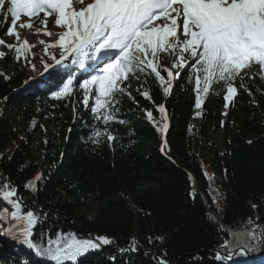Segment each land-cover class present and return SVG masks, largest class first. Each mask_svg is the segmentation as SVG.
Here are the masks:
<instances>
[{
  "label": "trees",
  "instance_id": "trees-1",
  "mask_svg": "<svg viewBox=\"0 0 264 264\" xmlns=\"http://www.w3.org/2000/svg\"><path fill=\"white\" fill-rule=\"evenodd\" d=\"M0 60L6 68L0 73L9 77L0 76V176L17 186L26 205L47 214L34 229V241L44 243L41 233L54 238L57 232H72L107 235L125 247L134 237L140 250L117 264H156V252H166L169 264H224L214 255L226 253L222 245L233 239L230 233L250 228L249 218L264 226V83L259 79L249 82L252 98L241 90L227 110L222 96H210L200 117L194 115L193 86L187 81L177 82L165 97L158 82L142 78L141 91L148 90L151 100L136 93L141 82L133 81L135 100L124 97L117 113L126 123L109 126L118 139L94 144L93 128L104 126L77 101L78 90L71 99L55 100L47 80L24 84L25 63L12 54ZM161 104L169 117L166 134L145 114L153 111L159 124ZM221 132L222 149L215 142ZM164 139L167 147L161 152ZM38 173L44 179L32 193L23 184ZM12 210L0 200V211ZM150 236L165 239L149 245ZM0 241L10 245L0 256L3 264H54L26 246ZM110 255L119 256L115 246L89 252L79 264H111ZM236 264H264V249L237 257Z\"/></svg>",
  "mask_w": 264,
  "mask_h": 264
},
{
  "label": "snow or ice",
  "instance_id": "snow-or-ice-1",
  "mask_svg": "<svg viewBox=\"0 0 264 264\" xmlns=\"http://www.w3.org/2000/svg\"><path fill=\"white\" fill-rule=\"evenodd\" d=\"M0 12L5 15L0 37H14L15 41L7 43L0 38V59L12 54L17 63L30 66L36 76L47 73L49 80L43 82L55 100L71 99L78 90L77 101L104 126L97 124L93 128L90 139L94 144L106 139L111 145L118 139L109 126L126 123L117 113L124 97L135 100L133 81L141 82L143 78L146 82L151 77L165 97L173 93L177 82L187 81L193 86L196 117L202 115L210 96H222L227 110L241 90L250 98L254 96L249 82L254 85L259 79L264 83V0H0ZM50 19L58 31L49 30ZM30 29L50 38L38 40L43 46L38 57L43 72L32 62L36 43L22 37V31ZM0 76L9 79L4 73ZM33 82L41 83L30 74L24 84ZM142 87L141 82L136 93L151 100L150 92L141 91ZM251 103L255 105L257 101L253 98ZM72 109L75 117V104ZM156 111L161 116L159 124L151 110H146V118L158 131L167 133L165 106L158 105ZM36 125L33 119L32 126ZM166 147L164 139L160 151L164 152ZM43 179V174L38 173L23 187L36 193L38 182ZM190 195L195 198L197 193ZM0 200L6 208L14 209L10 213L0 211V238L26 246L54 264H79L82 256L105 246L116 247L119 256L110 255L109 260L117 264L120 257L140 250L134 237L125 247L107 235L85 237L72 232H57L54 238H45L41 233L44 243L34 241V229L47 214L26 205L17 186L3 176ZM251 207L257 209L258 205L253 203ZM209 218L216 220L211 214ZM247 223L250 228L242 233L232 232L233 239L224 240L222 247L226 253L217 251L216 261L236 264L237 257L264 249V226L252 218ZM164 239L147 238L149 245ZM166 255L156 252L152 258L156 264H169Z\"/></svg>",
  "mask_w": 264,
  "mask_h": 264
},
{
  "label": "rangeland",
  "instance_id": "rangeland-1",
  "mask_svg": "<svg viewBox=\"0 0 264 264\" xmlns=\"http://www.w3.org/2000/svg\"><path fill=\"white\" fill-rule=\"evenodd\" d=\"M4 22H5V15H4V13L0 12V27H2V26L4 25ZM52 26H54V25H53L52 20L50 19V20H49V30H51V31H53V32H56V30L52 29ZM57 31H58V30H57ZM28 32L30 33L31 36L26 35ZM27 33H26V32H24V34L22 33V37H27V38L29 39L30 43H36V48L33 50V51H35V53H36V57H33V58H32V62L35 63V64L37 65V70H38V71L43 72V66H42V64L40 63L39 59H38V57L42 55V48H43V46L38 44V40H39V39H45V40H47V36H45L43 33H40L39 35H36V34H34V30H32V29H30V31L28 30ZM0 38H4V39L7 41V43H14V42H15V41H14V37L3 36V37H0ZM0 50H3V46H0ZM5 70H6L5 65H4V63L1 62V60H0V71H5ZM12 71H13V70H9V72H12ZM23 73L25 74L27 80L29 79V75H30V74H31L35 79H37V80H48V79H49V78H48L49 75H48L47 73H45V74L43 75V77H38V76H36V72H34V71L31 69V67L28 66L27 64H25V67H24ZM47 78H48V79H47ZM1 113H2V111L0 110V116H1ZM224 141H225V136H224V134L221 132V133H219V134L216 136V138H215V142H216L217 146H218L220 149L223 148ZM0 242H1V246H2V248H1V250H0V256H2V254H3L4 252H6V251L9 250V246H10V245L7 244V243H4V242H2V241H0ZM0 264H3L2 261H0Z\"/></svg>",
  "mask_w": 264,
  "mask_h": 264
},
{
  "label": "bare ground",
  "instance_id": "bare-ground-1",
  "mask_svg": "<svg viewBox=\"0 0 264 264\" xmlns=\"http://www.w3.org/2000/svg\"><path fill=\"white\" fill-rule=\"evenodd\" d=\"M52 29H54V30H56V31L58 30V29H57L55 26H52ZM27 31H28V30H23V31H22V33H23V34H24V32H26V33H27ZM29 31H30V30H29ZM26 35H29V36H31L29 32H28ZM48 40H50V38H49V37H47V40H46V41H48Z\"/></svg>",
  "mask_w": 264,
  "mask_h": 264
}]
</instances>
